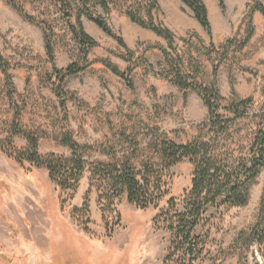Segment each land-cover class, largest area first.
I'll list each match as a JSON object with an SVG mask.
<instances>
[{
	"label": "rangeland",
	"instance_id": "obj_1",
	"mask_svg": "<svg viewBox=\"0 0 264 264\" xmlns=\"http://www.w3.org/2000/svg\"><path fill=\"white\" fill-rule=\"evenodd\" d=\"M212 29V40L181 0H156L153 18L175 37L174 47L187 73L200 67V83H213L212 62L226 56L219 70L217 86L225 99L222 114L233 100L230 76L235 80L237 100L252 99L250 118L239 122L220 144L221 153L233 160L245 156L257 128L253 116L264 110V17L253 8L264 0H225L222 12L218 0H204ZM108 5V11L104 8ZM14 6L31 16L23 18ZM149 0H0V54L11 66L10 73L24 103L23 123L28 131H41L42 155H69L59 144L69 129L75 140L91 148L89 160L107 162L113 153L126 152L137 142L147 151L155 137L187 144L200 134L209 113L195 92L185 94L164 78L163 50L168 42L133 23L128 11L147 19ZM89 16L106 22L123 39L125 47L106 35ZM83 29L96 43L84 59L87 47L73 33ZM253 32L247 46L238 47ZM228 41L235 47L224 48ZM51 42L55 61L47 56ZM214 46V49H212ZM72 64L84 71L66 80V90L75 100L68 103L69 122L63 120L60 103L47 83L53 69ZM122 72L133 69L134 89L108 68ZM4 75L0 69V140H5L12 123ZM16 146L25 147L18 139ZM88 169L75 192H63L52 184L43 168L20 165L0 151V264H189L173 255L171 234L158 217L166 211L170 197L180 198L191 186L193 168L184 161L167 172L163 180L168 196L158 208L139 210L125 196L102 194L98 180ZM264 196V170L252 186L249 203L240 208L221 209L212 224L209 254L194 264H240L231 245L256 223ZM248 264H264L254 248Z\"/></svg>",
	"mask_w": 264,
	"mask_h": 264
},
{
	"label": "trees",
	"instance_id": "obj_2",
	"mask_svg": "<svg viewBox=\"0 0 264 264\" xmlns=\"http://www.w3.org/2000/svg\"><path fill=\"white\" fill-rule=\"evenodd\" d=\"M63 3L64 0H56ZM86 3L87 0H80ZM151 1L147 11V19L133 11H128L130 20L143 29L153 32L168 42V50H163L165 61L164 78L179 90L187 94L197 93L208 109V121L200 127V134L187 144H177L173 141L155 137L148 145L147 151L153 153V158L142 162L141 170L135 166V161L145 156L146 148L133 142L129 149L122 153H113L107 162H93L89 160L91 148L80 145L69 129L61 133L59 144L68 149L69 155H42L40 142L47 136L41 131H28L23 123L24 103L18 104V93L14 84L11 66L0 54V69L4 75L5 88L9 100L10 111L13 116L8 130V136L0 140V151L8 158L20 165L28 164L32 167L43 168L47 171L49 180L63 192H75L83 174L90 169L92 180H98L102 194H110L112 198L125 196L127 201L139 210L158 208L159 204L169 194L163 184L164 178L172 168L184 161H188L193 168L191 186L185 190L180 198L170 197L167 210L158 216L165 222L166 229L171 234L172 253L166 261H171L173 255L182 256L183 261L194 264L209 254L208 240L213 220L221 209H232L246 206L250 201L252 186L256 183L264 170V110L253 116L257 128L247 154L235 160L225 157L220 150V144L231 134L236 125L250 118L252 99L237 100L235 80L231 75L230 87L233 100L226 112L222 114L224 98L217 86L219 70L226 56L219 59L213 57L212 50L206 53L213 66V83H200L202 74L200 67L194 73H187L184 62L174 47V34L167 28L157 25L153 18L156 0ZM193 12L194 18L212 40V29L208 16V9L204 0H181ZM222 12H225V0H218ZM108 11V5L103 4ZM18 13L27 21L33 22L22 7L14 6ZM258 11L264 17V5L258 4L253 12ZM106 35L125 47L122 38L118 37L109 25L101 19L89 16ZM79 32L73 28V33L79 42L87 47L84 59L97 43L83 29L78 19ZM253 32L235 48V52L243 50L249 43ZM235 47L233 41H228L224 48L227 51ZM214 49V46H212ZM47 56L54 63L55 52L51 42L46 45ZM111 72L121 78L128 88L134 89L132 80L133 69L128 72L120 71L114 65H108ZM83 65L72 64L64 70L53 69L47 83L60 103L63 120L69 122L67 105L74 101L66 90V80L84 71ZM74 99V100H73ZM23 139L25 147L19 149L16 141ZM258 254L264 258V196L260 204L259 215L253 227L239 234L231 245V250L239 257L240 264H248L249 254Z\"/></svg>",
	"mask_w": 264,
	"mask_h": 264
}]
</instances>
